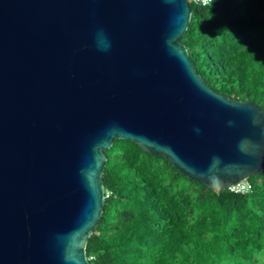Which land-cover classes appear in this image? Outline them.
Listing matches in <instances>:
<instances>
[{"label":"water","instance_id":"water-1","mask_svg":"<svg viewBox=\"0 0 264 264\" xmlns=\"http://www.w3.org/2000/svg\"><path fill=\"white\" fill-rule=\"evenodd\" d=\"M191 14L188 0H0V264H90L114 139L213 192L263 173L264 110L196 71Z\"/></svg>","mask_w":264,"mask_h":264},{"label":"trees","instance_id":"trees-1","mask_svg":"<svg viewBox=\"0 0 264 264\" xmlns=\"http://www.w3.org/2000/svg\"><path fill=\"white\" fill-rule=\"evenodd\" d=\"M181 41L215 91L264 110V0L190 4ZM90 264H264V171L247 194L213 192L164 158L114 139Z\"/></svg>","mask_w":264,"mask_h":264},{"label":"built area","instance_id":"built-area-1","mask_svg":"<svg viewBox=\"0 0 264 264\" xmlns=\"http://www.w3.org/2000/svg\"><path fill=\"white\" fill-rule=\"evenodd\" d=\"M189 4L193 3L195 5L206 6L210 4L211 0H188ZM229 191L239 194H247L252 190V186L247 180L234 184L228 188ZM107 194H105V197Z\"/></svg>","mask_w":264,"mask_h":264},{"label":"clouds","instance_id":"clouds-1","mask_svg":"<svg viewBox=\"0 0 264 264\" xmlns=\"http://www.w3.org/2000/svg\"><path fill=\"white\" fill-rule=\"evenodd\" d=\"M107 47H108V46H107V45H105V47L103 48V50H107Z\"/></svg>","mask_w":264,"mask_h":264}]
</instances>
